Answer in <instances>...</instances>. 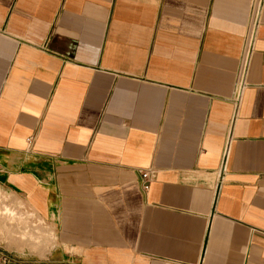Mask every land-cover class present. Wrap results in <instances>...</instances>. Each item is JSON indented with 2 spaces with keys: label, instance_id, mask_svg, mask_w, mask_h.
<instances>
[{
  "label": "crops",
  "instance_id": "0c3cea01",
  "mask_svg": "<svg viewBox=\"0 0 264 264\" xmlns=\"http://www.w3.org/2000/svg\"><path fill=\"white\" fill-rule=\"evenodd\" d=\"M0 190V264H264V0H0Z\"/></svg>",
  "mask_w": 264,
  "mask_h": 264
},
{
  "label": "built area",
  "instance_id": "2783aa9c",
  "mask_svg": "<svg viewBox=\"0 0 264 264\" xmlns=\"http://www.w3.org/2000/svg\"><path fill=\"white\" fill-rule=\"evenodd\" d=\"M260 4H257V6L255 7V12H254V17H253V24H252V28H251V32L249 34V37H248V40H247V44H246V47H245V53L243 55V61H242V65H241V68H240V71H239V79H238V83H237V86H236V95L238 97H240V94H241V89L243 87V82H244V74H245V71H246V68H247V64H248V61H249V56H250V53H251V50H252V47L254 45V41H255V28H256V25H257V20H258V11H260ZM31 140V138H30ZM229 143H227L226 145V148H225V151H224V155H223V165H224V168H225V164H226V161L228 159V155H229ZM223 168V169H224ZM156 169L152 168V167H147V168H143L140 170V176H141V180H142V187L145 191H147L149 188H150V185H151V182L153 181V179L156 177ZM2 261L4 263H10L13 261V258L8 256V255H3L2 256Z\"/></svg>",
  "mask_w": 264,
  "mask_h": 264
},
{
  "label": "rangeland",
  "instance_id": "374dc122",
  "mask_svg": "<svg viewBox=\"0 0 264 264\" xmlns=\"http://www.w3.org/2000/svg\"><path fill=\"white\" fill-rule=\"evenodd\" d=\"M0 192L1 193H3V191L2 190H0ZM16 200V198L15 197H13V196H10L9 194H7V193H3V195L0 197V205H3V204H5V203H8L9 205H10V208H12V209H14L15 210V206H17L16 204H17V202L15 201ZM12 203V204H11ZM24 204H21L20 202H19V207H21L22 208V206H23ZM11 206H14V207H11ZM26 208H22V210L25 212L26 210H25ZM16 211V210H15ZM16 213H17V211H16ZM24 215H27V212H25L24 213ZM33 218L35 219V222H34V224L36 225V226H44V227H46V226H51L52 227V224H49V223H43V222H40L39 220H37V218L35 217V216H33V217H28V218H25L26 219V223L28 224V226L30 227V226H32V224H33ZM53 233H51V238H50V243H51V245H50V247H48L49 249L51 248V246L53 245V243H54V238H53ZM1 241H4V240H0V242ZM6 242V241H5ZM7 244H8V242H7ZM0 249H2V250H5V251H12L13 253H15V252H23V251H19V250H14V249H11V248H9V247H7L6 245H1L0 244ZM49 249H47L45 252H47V251H49ZM24 251H28V253L30 254V255H33V256H43L45 253H39V252H37V251H34V250H31L30 248H27V247H25L24 248Z\"/></svg>",
  "mask_w": 264,
  "mask_h": 264
}]
</instances>
